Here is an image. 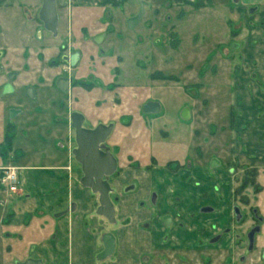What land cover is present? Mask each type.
<instances>
[{
	"label": "rangeland",
	"instance_id": "rangeland-1",
	"mask_svg": "<svg viewBox=\"0 0 264 264\" xmlns=\"http://www.w3.org/2000/svg\"><path fill=\"white\" fill-rule=\"evenodd\" d=\"M139 1L73 5L70 0H57L61 37L49 40L41 32L42 39L37 40L35 32L42 30L36 20L40 0H0V88L8 79L7 72L16 73L12 82L17 90L23 86L21 102L0 95V117L4 118L0 121V167L21 165L23 154L29 162H42L45 151H58V141L66 143L68 151L73 146V141L65 142L70 127L56 120L68 121L73 110L85 116L87 126L110 121L117 125L107 139L108 145L116 146L127 122L133 121L139 128L141 120H148L143 114L141 120L135 117H140L139 109L149 98L159 104V111L146 114L149 123L141 124L147 130L143 147L148 157L175 164L193 159L198 147L205 157L215 155L227 163L230 83L239 72L251 75L249 68L255 60L243 47L258 45L264 36V0H144L148 5L145 15L130 27L125 19L137 11ZM167 17L171 29H167ZM69 29L74 44L67 49L58 47L68 41ZM98 34L101 41L95 42ZM233 42L239 44L238 49L231 47ZM73 51H79L77 62L73 68L64 67L61 54ZM60 75L70 76L75 86L65 92L58 90L54 81ZM27 86L33 87L34 98L24 93ZM14 104L23 107V121L12 120L7 130V108ZM184 107L190 110L188 119L181 117ZM135 108L139 117L131 116L130 109ZM129 141L125 140L128 147ZM130 156L125 159L143 162ZM231 166L232 190H236L245 169L240 164ZM123 168L124 164L120 172ZM45 173H27L26 182L33 177L42 181ZM114 176L110 182L116 188ZM254 180L255 184L240 188L234 196L242 217L231 225L229 244L206 241L197 248L155 249L149 252L148 264H264L263 232L247 250L246 232L256 223L252 209L259 217L264 214L257 174ZM7 188L0 184V199L5 201L0 215L4 208L23 209V184L15 197L6 194Z\"/></svg>",
	"mask_w": 264,
	"mask_h": 264
},
{
	"label": "crops",
	"instance_id": "crops-1",
	"mask_svg": "<svg viewBox=\"0 0 264 264\" xmlns=\"http://www.w3.org/2000/svg\"><path fill=\"white\" fill-rule=\"evenodd\" d=\"M108 1L70 0V3L99 5ZM259 40L258 45L243 47L246 55L255 60L251 63V69L249 68L251 75L246 77V72H239L230 83L227 162L233 161L235 164L256 168L257 182L261 185L259 196H262L264 36ZM100 41L101 39L98 42ZM238 47L239 44H235L233 49ZM27 87L33 89L32 86ZM34 96L35 93L29 98ZM12 98L20 102L23 100V96ZM148 100L150 98L138 110L140 117L135 114L136 108L130 109L132 117H139H135L136 121L143 119L144 115L148 119L144 121L149 123L146 114L151 113L142 112V107ZM8 107L22 110L20 114H11L10 122L17 118L23 121V107L20 104ZM145 122L141 120V124H146ZM126 124L128 125L123 126L120 138L114 142L116 146L109 144L117 158L118 168H122L124 164L115 181L114 195H119V200L114 203V223L96 213L98 196L81 186L77 165L70 160L68 154L65 155L67 149L60 148V141L57 143V152L43 153L45 155L42 162H29L23 154L20 156L23 160L20 167L9 166L17 169L20 185L17 192H9L7 189L6 194L9 197L18 196L22 184L25 193L23 209L4 208L0 215V264H19L28 258L40 260V264H143L141 258L153 249L168 248L172 243L180 247L193 246L198 239L206 242L213 234L231 227L232 182L231 174L227 170L221 166L208 169L203 161H195L190 167L176 168L169 160L158 163L153 155L149 159L143 147L147 130L142 127L146 126L140 124L138 128L133 121ZM113 126L112 131L117 125L113 123ZM110 137L111 134L109 139ZM125 140L131 141L130 147L125 145ZM128 155L143 162L132 163L125 159ZM4 167L7 166H1L0 169ZM34 171L48 174H42V181L33 177L32 182L27 183V173L32 175ZM193 180L200 181V184L195 185ZM42 182L43 185L46 183L45 187L41 185ZM124 183H133L135 188L123 193L121 186ZM213 186H217L218 190L214 191ZM153 191L156 193L155 200L150 202ZM4 202L0 199V205ZM203 205L212 206V210L201 213L199 207ZM167 214L172 216V223L169 225L162 221V216ZM175 217L182 220L184 225L179 227ZM261 218L262 225L254 241H257L259 233H264V214ZM143 222H149V228H144ZM105 232L112 233L114 237V251L110 256L98 259L96 255L103 248L102 236ZM164 234L169 235L167 242L162 240ZM222 242L224 245L229 244V234L219 243Z\"/></svg>",
	"mask_w": 264,
	"mask_h": 264
},
{
	"label": "water",
	"instance_id": "water-1",
	"mask_svg": "<svg viewBox=\"0 0 264 264\" xmlns=\"http://www.w3.org/2000/svg\"><path fill=\"white\" fill-rule=\"evenodd\" d=\"M137 15L128 19V25L132 26L142 15L143 5ZM39 18L42 20L44 27L51 32H55L57 25V12L55 0H42L39 10ZM65 59V57H64ZM67 59V58H66ZM77 60V53L70 56V64L74 65ZM67 78L60 77L57 84L61 89L67 88ZM11 84L8 82L3 87V92H10ZM29 96H33L32 88L27 87ZM144 113H155L159 111V104L155 101H147L143 107ZM190 111L188 107H184L181 111V117L188 119ZM70 126L74 130L75 148L72 154L75 160L80 164L82 177L79 182L84 188H88L92 193L98 196V205L96 213L103 216L110 223L115 222L114 204L110 198V186L108 177L112 175L117 166V161L107 146L106 140L113 129V123H98L94 127L84 126V116L78 111H72L69 114ZM74 204L71 205L73 209ZM236 219L240 218L239 208H234ZM259 225H255L247 234L248 250H251L254 243L255 233L259 231ZM103 250L97 254L98 259H104L110 256L115 247L114 237L112 233L106 232L102 236ZM40 260L28 258L19 264H40Z\"/></svg>",
	"mask_w": 264,
	"mask_h": 264
},
{
	"label": "flooded vegetation",
	"instance_id": "flooded-vegetation-1",
	"mask_svg": "<svg viewBox=\"0 0 264 264\" xmlns=\"http://www.w3.org/2000/svg\"><path fill=\"white\" fill-rule=\"evenodd\" d=\"M179 1V0H178ZM142 2H144L145 4L143 5V11H142V15H141V17L136 21V22H134L133 23V25L132 26H130V27H133V26H135L140 20H141V18H143V16L145 15V7H147L148 5H146V1H144V0H141V1H139V3H138V9H137V11L133 14V15H131V16H128L126 19H125V22H126V24L128 25V19H130V18H132V17H134L135 15H137L138 14V12L140 11V9H141V3ZM176 2V1H175ZM41 5H42V0H40V6H39V8H38V11H37V15H36V20L37 21H39L40 23H41V25H42V30L41 31H36L35 32V37H36V39L37 40H41L42 39V34H41V32H43V34L44 33H46V34H48V38H49V40H59V38L61 37V32H62V30H60L61 28H59V13H58V8H57V0H55V7H56V12H57V25H56V29H55V32L53 33V32H51V31H49L48 29H46L45 27H44V24H43V22H42V20L39 18V10H40V8H41ZM26 13V12H25ZM155 15V14H154ZM153 15V16H154ZM35 19V18H34ZM167 22H168V24L170 23V25H169V27L167 26V29H171L173 26V24H171V21H170V17H167ZM129 26V25H128ZM66 32L64 31V34H65ZM72 33V31L69 29L68 30V36H69V38H68V41H66V40H64V42L62 43V44H60V46L58 45V47H60V48H70V46L72 45V43L74 44V40H73V38L71 39L70 37H74V35H73V33ZM102 38V36H101V34H98L97 36H96V38H94V41L95 42H98L100 39ZM235 44H237V43H235V42H233L232 43V45H231V47L233 48V47H235ZM74 53H77V59L79 58V51H73V52H70V53H63V54H61V56H60V58H61V61H62V63H63V65H64V67H65V65L66 66H68V67H70V68H73V66L75 65H71L70 64V56L72 55V54H74ZM64 57H65V59H64ZM67 58V59H66ZM53 62L54 61H50V63L51 64H53ZM77 62V60L75 61V63ZM54 64H56V63H54ZM53 64V65H54ZM0 74H2V70H1V67H0ZM16 77V73L15 72H7L6 73V78H8L5 82H3L2 83V86H1V88H0V95L1 96H16V97H18V98H20L21 96H23V86H22V88L20 89V90H17L16 89V87L13 85V80H14V78ZM60 77H66L68 80H67V88L66 89H61L59 86H58V84H57V80L60 78ZM9 80V81H8ZM72 80V81H71ZM10 83L11 84V86H12V90L10 91V92H3V87H4V85L6 84V83ZM82 83V82H81ZM54 85H55V87L58 89V90H60V91H67L68 89H70L72 86H75V80L74 79H72L70 76H68V75H60V76H57V78L55 79V81H54ZM32 92H33V89H32ZM24 93L29 97V95H28V93H27V87H25L24 88ZM32 94H34V92L32 93ZM59 106H63L62 105V103H59ZM74 111V110H73ZM22 112V110L20 109H16V108H10V107H8L7 108V113H6V118H7V120H8V125H7V130H9V127H11L12 126V124L10 123V120H11V116L13 115V114H15V113H17V114H20ZM72 111H70L69 112V114L71 113ZM81 113V112H80ZM12 114V115H11ZM69 116V115H68ZM84 116V115H83ZM5 118V119H6ZM2 119H4L3 118V115H2V118L0 117V121H2ZM84 119H85V116H84ZM59 124H61V125H64V124H68V128L70 127V132H68V134H66V136H65V142H67V140H69V142H71V141H73V146H71L70 148H68V155H69V158H70V160H72L73 162H75V164L77 165V168H78V172H77V175H78V180H80V178L82 177V172H81V167H80V164L75 160V158H74V156H73V154H72V150L75 148V146H76V144H75V138H74V130L71 128V126H70V120H66V119H64V118H58L57 120H56ZM66 121H67V123H66ZM85 122H86V120H84V126H86V127H94V126H87L86 124H85ZM98 123H100V122H98ZM97 123V124H98ZM96 124V125H97ZM114 127V126H113ZM113 130V129H112ZM8 132V131H7ZM70 134H72V137L70 136ZM111 134V133H110ZM109 137V136H108ZM108 139V138H107ZM59 145H60V148H65V149H67L66 147V143L64 144L63 142H59L58 143ZM107 146H109L108 144H107V140H106V143H105ZM197 146V145H196ZM109 148H110V146H109ZM197 149H198V151H197V154H196V156H194V158L193 159H188V160H186L185 162H179V161H174V165L176 166V168H180V167H190V166H192V165H194L193 163L196 161H203L204 163H206V166H207V168L208 169H213V168H215V167H219V166H221L222 168H224L225 170H227V172H229L230 174H231V176L234 174V171L232 170L233 169V166H231L233 163H235V162H227L226 164L224 163V160H221V159H218L217 158V156H213V157H211V158H208V157H205V155H204V152H201L200 151V148H198L197 147ZM67 151V150H66ZM110 151H111V148H110ZM111 153H112V151H111ZM113 154V153H112ZM114 156V155H113ZM115 157V156H114ZM115 159H116V161H117V158L115 157ZM149 159H150V157H149ZM141 160H139V162H140ZM173 161V160H172ZM172 161L171 160H169V162L171 163V164H173L172 163ZM149 162H150V160H149ZM224 164V165H223ZM120 169L121 168H118V161H117V166H116V170H115V172L112 174V175H110L109 177H108V182H109V186H110V198H111V200H112V202H113V204L115 203V202H117L118 200H119V195H114V193L116 192L115 190H116V188L114 187V186H112V184H111V182H110V178L111 177H113L114 175V177H117L118 176V173L120 172ZM1 170H2V168H1ZM3 171V170H2ZM214 176H216V174H214ZM80 183V182H79ZM193 183L195 184V185H199L200 184V181H198V180H193ZM135 188V185L133 184V183H129V184H125V185H123V186H121V189H122V192L123 193H126V192H128V191H131V190H133ZM214 191H217L218 190V188H217V186H213V188H212ZM237 193L235 192V189H233L232 190V193H231V209H232V219H231V225L232 224H235V223H237V222H239L240 221V219H241V217H242V214H241V211H240V208H239V206H237L236 204H235V201H234V196L236 195ZM155 196H156V193L153 191L152 193H151V195H150V199H149V201L150 202H153L154 200H155ZM97 201H98V199H97ZM243 202V201H242ZM238 207L239 208V212H240V218L237 220L236 219V213H235V211H234V208L235 207ZM212 210V206H210V205H203V206H201V207H199V211L201 212V213H205V212H210ZM252 212H253V218L254 219H256V223L251 227V228H253L255 225H259V222H261V220H262V218L261 217H259L258 215H257V213H256V209H252ZM177 215V214H176ZM176 218V224L179 226V227H181V226H183L184 225V223H183V221L182 220H180L178 217H175ZM162 221H163V223L164 224H166V225H169L170 223H172V216L171 215H164V216H162ZM142 226L144 227V228H149V222H143L142 223ZM251 228L246 232V240H247V250H248V238H247V234H248V232L251 230ZM259 228H260V225H259ZM230 231H231V227H227L226 229H224V230H222V231H220V232H217V233H215V234H213L211 237H209L208 239H207V243H210V244H217V242H220V240L225 236V235H227V234H230ZM259 231H260V229H259ZM258 231V232H259ZM258 232H256L255 233V235L258 233ZM106 233V232H105ZM240 239V238H239ZM254 239H255V236H254ZM162 240H163V242H167L168 240H169V235L168 234H164L163 235V237H162ZM203 244H202V241L200 240V239H198L197 240V242H196V244L195 245H193V247L195 246L196 248L198 247V246H202ZM192 247V246H191ZM169 249H172V248H175V249H181V248H183V247H180V246H172V247H168ZM101 250H103V248L101 249ZM101 250L99 251V252H101ZM153 250H155V249H153ZM160 250V249H159ZM152 251V250H151ZM96 257H97V255H96ZM150 260H151V254L149 253V254H147L145 257H142L141 258V262L143 263V264H148L149 262H150Z\"/></svg>",
	"mask_w": 264,
	"mask_h": 264
},
{
	"label": "built area",
	"instance_id": "built-area-1",
	"mask_svg": "<svg viewBox=\"0 0 264 264\" xmlns=\"http://www.w3.org/2000/svg\"><path fill=\"white\" fill-rule=\"evenodd\" d=\"M0 184L6 185L9 192H15L20 185L19 176L15 167L2 168Z\"/></svg>",
	"mask_w": 264,
	"mask_h": 264
},
{
	"label": "trees",
	"instance_id": "trees-1",
	"mask_svg": "<svg viewBox=\"0 0 264 264\" xmlns=\"http://www.w3.org/2000/svg\"><path fill=\"white\" fill-rule=\"evenodd\" d=\"M243 168L245 169V173L243 174L241 178L240 186H238V189L235 190L237 194L239 193L240 188H245L247 186H252V184H255L254 179L257 174L256 168L248 167V166H243Z\"/></svg>",
	"mask_w": 264,
	"mask_h": 264
}]
</instances>
